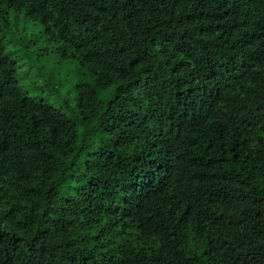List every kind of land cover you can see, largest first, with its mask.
Returning <instances> with one entry per match:
<instances>
[{"label": "trees", "instance_id": "1", "mask_svg": "<svg viewBox=\"0 0 264 264\" xmlns=\"http://www.w3.org/2000/svg\"><path fill=\"white\" fill-rule=\"evenodd\" d=\"M0 264H264V0H0Z\"/></svg>", "mask_w": 264, "mask_h": 264}, {"label": "rangeland", "instance_id": "2", "mask_svg": "<svg viewBox=\"0 0 264 264\" xmlns=\"http://www.w3.org/2000/svg\"><path fill=\"white\" fill-rule=\"evenodd\" d=\"M19 26L24 31L17 32V34L31 41L27 46L29 51L24 50L23 44L16 46L14 42L8 41V45L21 57V63H25L22 68V75L26 78L22 81L24 89L27 92L31 90L32 96H41L49 99L60 107H65L66 104L73 105V92L75 86L81 80L78 74L79 67L74 62L66 63L64 60H58L53 53H49L48 48L43 45V30L39 24H25L22 22ZM16 30L19 31V27ZM11 36L13 37L12 34ZM47 58L50 59L48 60ZM30 66L31 68L28 69ZM50 76H55L57 80L64 81V86L62 87V94L65 97L63 105L51 95L49 88L33 92L34 88H41L43 84L47 83Z\"/></svg>", "mask_w": 264, "mask_h": 264}]
</instances>
